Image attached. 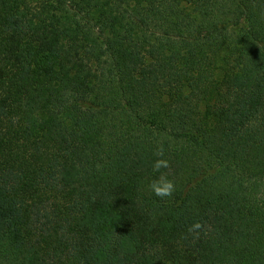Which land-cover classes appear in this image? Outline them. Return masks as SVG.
<instances>
[{"label":"trees","instance_id":"obj_1","mask_svg":"<svg viewBox=\"0 0 264 264\" xmlns=\"http://www.w3.org/2000/svg\"><path fill=\"white\" fill-rule=\"evenodd\" d=\"M0 264H264V0H0Z\"/></svg>","mask_w":264,"mask_h":264},{"label":"clouds","instance_id":"obj_2","mask_svg":"<svg viewBox=\"0 0 264 264\" xmlns=\"http://www.w3.org/2000/svg\"><path fill=\"white\" fill-rule=\"evenodd\" d=\"M158 159L154 160L153 162V171L160 173L149 185V188L155 196L164 198V197H171L175 191V184L174 181L168 179L167 175L164 172H161V169H167L170 166V162L168 159L164 157V150L163 147H159L155 153ZM202 229V223L197 221L194 222L189 228L188 232L193 234L194 237L198 238L199 231Z\"/></svg>","mask_w":264,"mask_h":264}]
</instances>
